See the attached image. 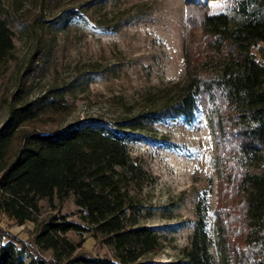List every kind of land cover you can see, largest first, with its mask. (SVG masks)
Instances as JSON below:
<instances>
[{
	"label": "trees",
	"instance_id": "obj_1",
	"mask_svg": "<svg viewBox=\"0 0 264 264\" xmlns=\"http://www.w3.org/2000/svg\"><path fill=\"white\" fill-rule=\"evenodd\" d=\"M109 1L89 0L81 7ZM224 2L227 7L217 12L187 7L189 24L201 28L203 40L186 44L185 83L167 90L159 107L113 125L90 119L50 128L74 109L64 88L33 100L23 88L11 95L12 106L0 125V215L37 226L27 242L0 225V264H264V0ZM81 15L64 11L54 25ZM119 26L107 28L115 32ZM14 49L0 0V65ZM201 115L216 147L215 237L209 231L210 206L202 197L189 245L179 258L157 262L153 256L163 250L162 238L143 224L141 199L156 178L133 159L129 144L158 123L193 124ZM70 197L81 222L66 215L38 222L40 201L64 203ZM71 232L90 235L111 255L82 252V242L68 237Z\"/></svg>",
	"mask_w": 264,
	"mask_h": 264
},
{
	"label": "rangeland",
	"instance_id": "obj_2",
	"mask_svg": "<svg viewBox=\"0 0 264 264\" xmlns=\"http://www.w3.org/2000/svg\"><path fill=\"white\" fill-rule=\"evenodd\" d=\"M88 1L4 0L15 49L0 65V125L19 88L29 94L28 100L64 88L74 109L50 128L90 119L113 125L159 107L167 90L185 83L186 44L203 40L201 28L189 24L187 7L209 6L212 12L227 7L224 0H110L102 7H81ZM71 9L82 15L55 26L58 16ZM115 23L120 24L118 30L108 31L107 25ZM259 48L253 52L260 58ZM215 148L213 132L202 115L193 124L163 121L129 144L133 159L156 178L141 197L146 206L143 224L154 227L162 238L163 250L153 256L155 261L175 260L189 245L202 197L210 206L209 231L215 237ZM39 205L38 222L52 215L81 222L73 197L64 203L45 199ZM0 225L31 242L37 222L19 225L0 215ZM68 237L82 242V252L111 255L88 234L71 232ZM211 252L219 260L215 247Z\"/></svg>",
	"mask_w": 264,
	"mask_h": 264
},
{
	"label": "crops",
	"instance_id": "obj_3",
	"mask_svg": "<svg viewBox=\"0 0 264 264\" xmlns=\"http://www.w3.org/2000/svg\"><path fill=\"white\" fill-rule=\"evenodd\" d=\"M263 45H264V44H263ZM262 48H264V46H263Z\"/></svg>",
	"mask_w": 264,
	"mask_h": 264
}]
</instances>
